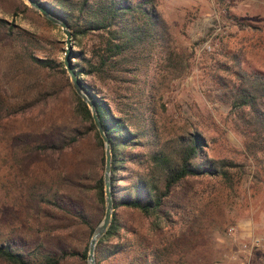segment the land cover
I'll return each instance as SVG.
<instances>
[{"label":"rangeland","instance_id":"rangeland-1","mask_svg":"<svg viewBox=\"0 0 264 264\" xmlns=\"http://www.w3.org/2000/svg\"><path fill=\"white\" fill-rule=\"evenodd\" d=\"M156 3L171 27L175 56L162 63L156 54L142 70L147 112L167 147L180 136L200 133L206 156L224 160L229 179L201 175L181 181L163 200L159 228L136 208L113 209L126 249L107 264L139 263L144 256L142 264H264V160L246 151L217 83L234 79L230 68L264 73V0ZM0 18L14 25L10 34L0 28V242L26 253L37 248L81 253L105 212V199L99 202L94 187L104 173V146L92 132L67 144L87 124L75 113L67 71L71 88L61 73L66 47L61 26L27 0H0ZM94 43L90 35L72 34L73 51L86 59ZM29 53L57 67H37ZM84 80L115 100L111 83L93 76ZM37 144L55 148L42 152L34 149ZM125 167L120 184L150 174L146 162L127 161ZM61 264L88 263L77 256Z\"/></svg>","mask_w":264,"mask_h":264},{"label":"trees","instance_id":"trees-1","mask_svg":"<svg viewBox=\"0 0 264 264\" xmlns=\"http://www.w3.org/2000/svg\"><path fill=\"white\" fill-rule=\"evenodd\" d=\"M34 1L63 20L78 39L90 35L95 40L91 58H84L81 51H73L75 60L72 66L83 90L93 102L110 141L113 209L120 206L136 208L151 218L154 227L159 228L165 220L163 200L181 181L201 175L229 179L224 169L227 163L206 156L203 148L206 142L200 133L180 136L167 147L160 143L156 122L147 112L149 91L139 85L141 82L145 84V80L140 79L141 72L156 54H159L162 63L175 56L171 48V27L158 12L156 0ZM0 28H5V33L10 34L14 25L0 18ZM28 57L37 67L47 70L57 67L49 58H39L30 53ZM230 72L234 79L220 78L217 83L224 89L223 96L235 116V128L244 137L246 151L253 158L261 160L262 157L264 160V73L231 68ZM61 73L71 88L69 78L65 76V68L61 69ZM84 76H93L101 82L111 83L117 95L115 100L101 95L85 82ZM72 92L75 97V113L87 125L85 129L72 134L67 144L76 143L92 132L103 149V140L87 104ZM51 147L55 148L54 145L37 144L34 149L44 152ZM137 147H144L148 151L138 155L134 151ZM139 156H145V159L141 160ZM101 161L103 166V153ZM127 161L138 162L141 166L146 162L150 174L131 176L127 184H120ZM94 187L99 202L103 204V175L99 176ZM120 228L119 219L113 212L110 224L96 242L95 264H107V261L125 252L126 244L120 240ZM87 252L88 246L81 253L64 251L56 255L49 251L42 252L38 248L26 253L8 241L0 242V261L4 264H61L67 258L77 256L86 260ZM144 258L141 257V260ZM141 260L139 263L125 264H142ZM144 263L157 264L155 260L151 263L145 260Z\"/></svg>","mask_w":264,"mask_h":264},{"label":"water","instance_id":"water-1","mask_svg":"<svg viewBox=\"0 0 264 264\" xmlns=\"http://www.w3.org/2000/svg\"><path fill=\"white\" fill-rule=\"evenodd\" d=\"M27 2L32 7L39 10L42 13V15L45 16L48 20L61 26L62 31L65 34V44H66L64 58H63L65 69L69 75L70 81L73 85L75 92L87 104L91 112L93 121L98 130V133L103 140L104 157H105L104 173H103L105 212L102 220L93 230L87 252V263L95 264L94 249L96 242L98 238L104 234L113 217V199L111 193V178H110V170H111L110 141L102 127V124L99 121L93 102L83 90L80 80L72 66V55H73L72 33L68 25L63 20L55 17L53 14L47 11L41 4L35 2L34 0H27Z\"/></svg>","mask_w":264,"mask_h":264}]
</instances>
